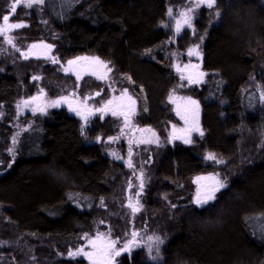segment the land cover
I'll return each mask as SVG.
<instances>
[{
	"label": "trees",
	"instance_id": "trees-1",
	"mask_svg": "<svg viewBox=\"0 0 264 264\" xmlns=\"http://www.w3.org/2000/svg\"><path fill=\"white\" fill-rule=\"evenodd\" d=\"M187 1L44 0L29 12L25 35L45 39L57 62L35 59L10 68L0 53V264H87L69 253L99 233L120 247L133 233L135 244L160 237V264H264V0H217L218 23L208 12L197 22L191 39H202L203 68L212 79L190 90L202 106L205 135L189 146L169 142L175 122L169 98L181 84L178 74L144 58L150 52L162 60L172 50L171 33L161 25L169 9ZM7 12L8 0H0V17ZM78 57H99L113 79L130 77L143 89L148 112L136 123L162 140L142 146L135 169L85 160L89 169L106 170L100 182L64 164V150L44 121L28 118L24 130L14 114L18 101L41 86L75 91L79 84L61 69ZM119 129L114 118L99 120L90 139ZM206 174L221 175L227 188L200 206L194 179ZM131 194L139 211L129 206ZM138 248L120 264H152Z\"/></svg>",
	"mask_w": 264,
	"mask_h": 264
},
{
	"label": "rangeland",
	"instance_id": "rangeland-1",
	"mask_svg": "<svg viewBox=\"0 0 264 264\" xmlns=\"http://www.w3.org/2000/svg\"><path fill=\"white\" fill-rule=\"evenodd\" d=\"M13 2L14 0H8V12L6 15H10L9 22L22 23L25 26L14 30L10 29L7 34L0 35V53H1L2 61L6 62V64L9 63L7 65L10 66V68H12L13 66L15 67L19 66V63L23 64L24 61L30 62L35 59L46 60L43 59V57L45 56L44 53H49L50 50L43 48H37L32 50L38 55H29L27 59L24 57V54L29 52L30 46L33 44L50 45L49 43H47L45 39H40L39 41L28 40L29 37L25 35L26 30H28L31 27V23L29 21L30 18L29 12L33 10V8L38 7L40 4H36L33 5V7L28 8L23 6L24 0H21L20 4L16 8V12L12 14L10 13V7ZM190 7L193 9L191 13L193 17L192 27L189 28L185 26L182 28V30L179 33H177L175 20L179 18L180 11L187 10ZM215 9H216V5L213 8H208L206 6H201L197 8L195 5V0H188L184 6L171 8L172 16H169V14L167 15L164 23H162L161 25V28L171 33V40H172L171 44L173 46L172 50L169 53L163 54L161 57L162 60L158 59L157 57H154L150 52H147L144 55V58L146 60L153 62L161 70L167 72H176L181 80V84L179 85V88L169 98V104L175 116V122L171 125V129L169 133V142H176L173 140L172 137L173 131L184 133L180 130L191 129L192 124H194L195 127L198 124L200 130L204 133L201 125L202 106L197 99L191 96V93L194 90V88H198L201 90L204 85H207L208 81L212 79L211 78L212 75L206 72L203 68L202 39L192 40L191 38L195 37L194 34L196 30V24L201 19L203 13L205 12L209 13L210 22L212 24L216 25L218 23L220 18V13L219 16H217L216 15L217 12H215ZM2 25H3V21L1 19L0 26ZM8 38H12L15 47H13L11 44L7 42ZM197 46H198L197 50L199 51L200 55L199 56L189 55V50L193 48H197ZM49 60H51V58ZM13 61H15V63H13ZM78 62L77 63L79 64V66H84L86 63L91 61L80 60ZM177 65H179L181 69H184L185 65H189V67L181 73L177 71V67H176ZM192 65H198V69L195 70L193 67H191ZM67 67L68 64H66L64 68L61 69V73L67 76L71 81L73 80L76 83H78L80 86L78 85V88L75 91H70V90L67 91L66 88H64V90L63 89L62 90L65 92L61 93V91L58 89V86L51 88L52 92H50L49 88L51 86L48 84L49 87L47 86L46 89L43 86H41V88L37 93H35V95L18 101L14 114L21 128L26 130L31 126V123L30 125L26 124V120L28 118H35V119L37 118L44 121V124L50 131V136L53 138L54 145H59L64 150V156H65L64 164L71 166L76 173H78L81 177H84L91 182L102 181L107 172L103 168L97 166L90 169L87 168V166L83 163L85 160L94 161L97 159H102L108 165L112 164L113 162H120L124 165H129V161H131L132 168L135 169L137 167L136 156L139 154V151L143 145L149 144V143H142L140 141L143 140L152 141L150 143L157 145V147L160 146V144H162V140L155 132H153L152 130L149 131V129L146 128H142L136 123L135 119L139 114L148 112V102L144 90L137 87L132 82L131 79L130 80L128 79L129 77H119V80L113 79V72L111 70L110 72H107V78L104 81V83H106L107 86L109 87V88L107 87V89H109L110 92V94H108V97H105L100 102L97 101L95 103H93L92 101L88 102V100L85 98L83 93L87 89L86 87H88L87 83H89V79L85 80L81 75L80 78H78L76 74L77 70L75 68V65L72 66L75 69V71H71V72L64 71V69ZM16 68L18 69V67ZM107 68L111 69L108 64H107ZM194 71L196 73L203 72L206 74L203 76L200 83L193 84V83H189L187 79H182V75L184 77H187L189 74H191V72ZM93 84H95V89H98V84L94 82ZM125 89H127L128 95H130L136 101L135 112L129 118V124L127 127L125 126V119L123 116H113L110 111L109 112L97 111V109L103 108L104 105L109 100H113V105L111 107H115L117 104L122 103L120 97H121V93ZM191 89L192 91L190 92ZM41 90H43V94H41ZM53 93H56L57 95ZM94 94L95 93H91L90 95L89 93L91 99H93ZM37 96L40 97V100L42 98V106H44L45 108L44 112L32 111V109L35 108L37 104H39L40 100L37 101L36 103H31L28 106H23L24 101H31L33 97H37ZM61 97H67L68 98L67 102L61 101L59 105L53 106L52 102L61 100ZM188 98H191V100L198 102V108L197 105L189 103ZM263 100H264V93H263ZM75 101L78 102L82 107L91 109L92 114L94 115L90 116L88 113H86L85 115H87V120H85L84 116L77 115L76 111L71 110L75 106L74 103ZM123 102L124 103L127 102L126 98ZM69 104H71V108L69 107ZM18 105H21V107H17ZM178 109L179 112L182 115H184L185 118L187 119V123L185 122V119L181 118V114H178ZM3 117L4 115L0 113V119H3ZM110 118H114L116 121H118L120 128L118 134L116 136H108L104 138L105 141L101 137H99L96 140H91L90 139L91 135L89 131L92 129V125L94 123H97V121L99 120H101L102 122H106ZM51 120H53V123H51L52 122ZM173 126H175V129ZM204 135L205 134L201 136L199 132L193 130L190 137L192 142L191 143L183 142V143L186 146L194 145L196 144L197 141H201ZM111 138H116V139H111ZM129 141L132 142L129 143ZM113 153H115L116 155H113ZM208 157L209 154L207 155L206 158ZM150 162H153V159ZM198 177L201 178L199 179V181L197 180ZM198 177L194 179L195 192L193 195V200L196 199V194L198 190L201 192V195H203L206 189L215 185L216 181L213 180L212 177H215L217 180L222 181L225 184V187L215 192V199L209 201L207 204L216 201L218 193L223 189L227 188V183L222 179L221 175L219 174H206ZM129 198H130V204L138 208L141 206L136 196L131 194ZM205 205L206 204L200 206H205ZM87 238L88 237H85L83 239L82 246H79L71 253L76 252L78 249H83L84 251H91V247L89 246ZM91 238H95V236H92ZM162 247H163V243L159 245V258L156 260L152 259L153 256L157 255L156 244L154 243V241L149 240V237H146V238H142L139 244H132L130 246V251H128V253L131 255L137 248L144 249L147 253L148 260L152 264H160L161 261L163 260L162 251H161ZM116 248L120 250L122 247H120L119 244L117 243ZM149 248L152 249L151 252H149ZM125 252L126 251H122L121 255L115 258V264H120V259L125 254ZM69 257L74 260H84L86 261L87 264H91V261H89L87 257L83 255H77L75 257L69 255Z\"/></svg>",
	"mask_w": 264,
	"mask_h": 264
},
{
	"label": "snow or ice",
	"instance_id": "snow-or-ice-1",
	"mask_svg": "<svg viewBox=\"0 0 264 264\" xmlns=\"http://www.w3.org/2000/svg\"><path fill=\"white\" fill-rule=\"evenodd\" d=\"M21 0H14V2L12 3L11 7H10V13L14 14L16 12V8L17 6L20 4ZM217 0H195V5L197 8L201 7V6H206L208 8H213L216 5ZM44 3V0H24V5L25 7L31 8L33 7V5L36 4H40L42 5ZM193 9L190 7L187 10H182L179 12V18L175 20V26H176V32L179 33L183 27L187 26L189 28L192 27V13ZM169 16H172V10L169 9L168 12ZM217 16H219V12L217 11L216 13ZM0 19H2L3 21V25L0 26V35H5L9 32L10 29L14 30V29H18V28H22L25 25L22 23H10V15H3L2 17H0ZM9 44H11L13 47H15L12 38H8L7 41ZM51 45H37V44H33L30 46L29 52L24 54V57L27 59L29 57V55H38L37 53L33 52V49H37V48H43V49H51ZM197 48H193L189 50V55H196L199 56L200 53L197 50ZM44 55H47V53H44ZM53 62L56 63L57 61L55 60V58H52ZM80 60H90L91 63L93 65H98L102 68L107 69V72H110L111 69L107 68V64H105L103 61H101L99 59V57H92V58H88V57H78L77 60L74 61H68V67L64 69V71L66 72H71V71H75V69L72 67L73 65H76L78 61ZM177 67V71L178 72H183L184 70H186L189 65H185L184 69H181L179 65L176 66ZM191 67L193 68H197L198 69V65H192ZM107 72L100 74L99 72L95 71L94 69L91 71L92 75H96L99 79H106L107 78ZM77 77L80 78V74L79 72L76 73ZM206 75L203 72H197L195 74H189L187 77H184L182 75V79H187L189 81V83H200L203 76ZM33 79H40V77H33ZM129 80L131 79L130 77L128 78ZM41 94H43V90H41ZM127 100L126 103H124L123 101ZM67 97H61V100H57V101H53L52 105L53 106H57L59 105V103L61 101H65L67 102ZM38 100H40V97H33L31 99V101H24L23 102V106H28L31 103H36ZM120 100L122 101V103L117 104L115 107H111L113 105V100H109L107 101V103L104 105L103 108L101 109H97V111H101V112H111V114L113 116H123L125 119V126L127 127L129 124V118L132 114H134L135 112V104L136 101L130 96L128 95V91L127 89H125L122 93H121V97ZM189 103L197 105L198 108V102L191 100V98H188ZM175 102V101H173ZM17 107H21V105H18ZM69 107L71 108V104H69ZM71 110L76 111L77 115H82L84 116L85 120H87V115L84 114V112L77 110L76 108H72ZM33 112L36 111H40V112H44L45 108L44 106L37 104V106L35 108L32 109ZM88 114H92V110L91 109H87ZM178 114H181L179 112L178 109ZM181 118L185 119V122L187 123V119L185 118L184 115L181 114ZM175 129V126H173ZM196 131L199 132V134L201 136H203V132L200 130L198 124L194 129H182L180 131L182 132H186V133H190L191 131ZM150 131V130H149ZM111 139H116V138H111ZM173 139H182L184 143H191V139L186 138L185 136H176L175 132L173 134ZM15 139L13 140V143L15 144ZM132 141H129V143H131ZM142 143H150L152 141H148V140H143L140 141ZM158 142V141H157ZM10 151H12L10 149ZM113 155H116L115 153H113ZM209 159H216V157L213 154H209ZM10 166V165H9ZM129 167H132L131 161H129ZM199 179L201 178H197V180L199 181ZM213 180H215V185L206 189L205 193L203 195H201V192L198 190L197 194H196V199H195V203L198 205H204L207 204L209 201L214 200L215 199V192L219 191L221 188L225 187V184L222 181L217 180L215 177H212ZM144 188V182H143V173H141V183H140V189L141 191ZM130 207H132L133 211H139V208L130 204ZM133 239L131 241H128L127 243H125L122 248L120 250H118L116 248V245L118 243V241L112 239L110 237V235H106L103 233H99L95 236V238H91L88 237V243L89 246L91 247V251H84L83 249H78L76 252L73 253H69L70 256H77V255H83L85 257H87V259L89 261H91V264H115V258L121 255L122 251H130V246L132 244L136 243V236L138 235L137 233H133ZM149 240L154 241V243L156 244V253L157 255L153 256L152 259L156 260L159 258V245L163 243V240L160 237H149ZM152 249L149 248V252H151Z\"/></svg>",
	"mask_w": 264,
	"mask_h": 264
},
{
	"label": "flooded vegetation",
	"instance_id": "flooded-vegetation-1",
	"mask_svg": "<svg viewBox=\"0 0 264 264\" xmlns=\"http://www.w3.org/2000/svg\"><path fill=\"white\" fill-rule=\"evenodd\" d=\"M53 52H54V49L51 47V49H50V52L49 53H47V55H45L44 57H43V59H46V60H49L50 58H52V54H53ZM78 63H80V62H78ZM76 64L75 65V68H76V70H77V72H79V74L81 75V76H83V78L85 79V80H87V79H89V83H87V86H88V88L87 89H90V91L89 90H87V91H84L85 93H83V95L85 96V98L88 100V102L89 101H92L93 103H95L96 101L97 102H100V101H102L105 97H108V94H110V92H109V89H107V84L106 83H104V81H105V79H99L96 75H92L91 74V71L94 69L95 71H97V72H99L100 74H103V73H105V72H107V70L105 69V68H100V66H98V65H93L91 62H88V63H86L84 66H79V64ZM195 70L197 69V68H194ZM190 73V72H189ZM196 72L194 71V72H191V74H195ZM92 81V82H91ZM93 82L94 83H97L98 84V89H95V84H93ZM86 86V85H85ZM84 86V87H85ZM91 90H93V91H91ZM88 93V94H87ZM89 93H90V95H91V93H95L94 94V97H93V99H91V96L89 95ZM39 101V100H38ZM75 103V106H74V108H76L77 110H79V111H82V112H84V114H86V113H88L87 112V108H85V107H82L78 102H74ZM39 104L40 105H42V98H41V101H39ZM94 114H90V116H93ZM80 116H82V115H80ZM132 116V115H131ZM130 116V117H131ZM109 120V119H108ZM193 125L194 124H192V127H193ZM185 134H187L186 132H184ZM184 135V134H183ZM181 143H183V142H181Z\"/></svg>",
	"mask_w": 264,
	"mask_h": 264
},
{
	"label": "water",
	"instance_id": "water-1",
	"mask_svg": "<svg viewBox=\"0 0 264 264\" xmlns=\"http://www.w3.org/2000/svg\"><path fill=\"white\" fill-rule=\"evenodd\" d=\"M95 66V65H94ZM189 82V81H188ZM41 101V100H40ZM194 127H195V125H193V127L191 128V129H194ZM191 133H192V131L190 132V133H187V134H185V133H180V132H175V135L176 136H185L186 138H189V137H191ZM173 134H174V131L172 132V137H173ZM184 134V135H183ZM174 141H176V142H183V140L182 139H173Z\"/></svg>",
	"mask_w": 264,
	"mask_h": 264
}]
</instances>
